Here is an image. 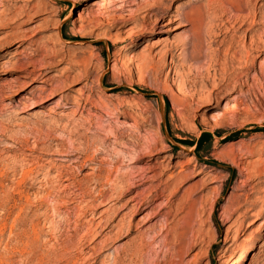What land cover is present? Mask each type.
Listing matches in <instances>:
<instances>
[{"label": "rangeland", "instance_id": "374dc122", "mask_svg": "<svg viewBox=\"0 0 264 264\" xmlns=\"http://www.w3.org/2000/svg\"><path fill=\"white\" fill-rule=\"evenodd\" d=\"M126 1L134 11L130 19L115 18L108 0H0V175L8 170L0 182L6 190L33 170L21 188L28 201L15 197L24 208L19 219H12L14 202L0 198V226L6 223L0 262L37 264L40 254L33 248L5 247L17 244L13 238L26 228L31 233L32 191L55 178L56 187L65 184L61 192L55 188L64 205L53 216L55 241L44 227L39 242L61 249L45 264H115L119 258L122 264H230L235 256L243 257L241 264H264V0H252L243 11L219 0H163L169 13L161 19L153 14V0ZM246 55L251 61L245 66ZM231 100L234 112L210 119ZM202 132L211 135L196 152ZM129 154L140 161L129 163ZM181 168L186 176L173 182L176 187L170 183L169 192L179 191L169 208L183 204L188 186L196 184L197 198L183 255L166 243L158 214L166 210L167 194L146 205L167 175ZM62 169L72 175L56 178ZM141 172L150 178L121 199L127 188L121 178L131 174L127 182H133ZM98 190L111 196L101 205V198L94 200ZM136 190L141 195L118 216L127 222L141 206L137 226L93 253L92 244L79 237L86 221H102L99 243L107 236L105 217H113ZM138 236L145 240L142 255L124 256Z\"/></svg>", "mask_w": 264, "mask_h": 264}, {"label": "bare ground", "instance_id": "6f19581e", "mask_svg": "<svg viewBox=\"0 0 264 264\" xmlns=\"http://www.w3.org/2000/svg\"><path fill=\"white\" fill-rule=\"evenodd\" d=\"M163 0H153V2H152V6L154 7V8H156L157 9V11L155 12V13H153V14H155V15H158L159 17H160V19L161 18H164V17H166L167 15H168V13H169V11H167V10H165L162 6H161V2H162ZM223 1H226V3H228V4H233L234 5V9L236 10V11H243L245 8H249V10H250V3H251V1L252 0H219V3H222ZM109 5H107L108 7H109V9H110V11H112V12H115V14H114V17L115 18H125V17H129V19L130 18H132L133 16H134V11L133 10H131L130 8H129V4H128V1H126V0H108V2H107ZM104 5V4H103ZM151 6V7H152ZM127 8V10H128V16H125V14H124V10ZM169 16L170 17H172L173 18V14H169ZM175 17V16H174ZM176 18V17H175ZM174 20V19H173ZM241 25H243V24H241ZM134 32L135 31H130L128 34H127V36L126 37H131L133 34H134ZM261 38L262 37H258V39H259V41L261 40ZM248 55V54H247ZM246 55V59L244 60V65L246 66V64H247V59H249L248 58V56ZM249 61H251L250 59H249ZM253 62V61H252ZM251 62V63H252ZM243 65V66H244ZM207 73H209V72H207ZM180 91V90H179ZM236 110V105H235V103L231 100V101H227V102H225L221 107H220V109L219 110H216V111H214L211 115H210V119H214V120H216V119H220V118H222V117H224L225 115H227V114H229V113H231V112H234ZM162 114V113H161ZM161 147H163V146H161ZM162 148H160V150H161ZM58 152V151H57ZM88 155V154H87ZM123 155V154H122ZM130 156H129V163H131V164H134V163H136V162H138V161H140V159H141V156H133V154L131 155V154H129ZM86 157V156H85ZM120 158V157H119ZM121 158H122V156H121ZM14 159H15V157H14ZM85 161V160H84ZM88 161V160H87ZM102 161V160H101ZM14 163V162H13ZM36 163V162H35ZM13 166V165H12ZM39 167V166H38ZM59 167V166H58ZM58 167H57V169H58ZM11 168V167H10ZM15 165L12 167V169H10L11 170V175H15L16 174V172H15ZM40 168V167H39ZM65 168V167H64ZM57 169H55V170H57ZM67 169H68V167H67ZM67 169H62L61 171H58L57 172V176H56V178L58 177L59 178V176L61 175V174H66L68 177L69 176H71L72 175V173L70 172V171H68ZM22 170H25V169H22ZM70 170V169H69ZM94 170V169H93ZM8 171V170H7ZM7 171H5V172H1V177L3 178V176H5V178L6 177H8V175H7ZM33 171V170H32ZM32 171L31 170H25V171H23L22 173H21V175H20V178L19 179H17L16 181H14L13 182V184H11V185H8V187H7V189L5 190V188L2 186V184H1V182H0V192H1V199H4L5 198V200L7 201V202H9L10 203V201H13L14 203H12L13 205H14V207L16 206V208H17V211L15 212L16 213V215H15V217L14 218H12V219H15V220H17V219H19V217H21L22 216V211H23V207H19L15 202H16V200H15V197H17V199L18 200H21V199H23L25 202H27L28 201V196H27V194H28V192H26V194L24 193V191H22V189H23V187H22V184L25 182V180L27 181V179L31 176V174H32ZM36 171V170H35ZM132 171V170H131ZM134 171V170H133ZM132 171V172H133ZM137 172V171H136ZM139 172V171H138ZM144 172V171H143ZM143 172H141V173H139V174H137L138 176V178L136 179V180H134V178L133 177H131V178H133L132 180H133V182H127L129 179H128V177L130 178V176L129 175H131V174H129V175H127V176H125L126 174H124V177L123 178H121V180L123 181V182H125L126 184L125 185H127V188L126 189H124V192H122V194L121 195H119V197L121 196V199H123L122 197H124V196H126V195H128L131 191H133V190H135V189H138L140 186H142V185H144V183H146V181L148 180V178H150V177H146L145 176V174L143 173ZM110 173V172H109ZM127 173V172H126ZM45 175V174H44ZM97 175V174H96ZM12 176V177H13ZM16 176V175H15ZM46 176V175H45ZM94 175H92V177H93ZM97 176H99V175H97ZM96 176V177H97ZM108 173H107V175H105V178H107V180H108ZM123 176V175H122ZM186 176V173H185V171H184V169H182L181 168V170L178 172V173H176V174H174L173 172L171 173H169L168 175H167V178H166V182H165V186H164V188L163 189H161V191L159 192V191H157L158 189H156L155 191L156 192H154L155 194L151 197V198H149L148 199V197L146 198L147 199V201H146V205H150L155 199H157L158 198V196H160V195H163V194H167V204H166V210L164 211V212H161V214L158 212V214H159V217H161L162 219H163V224H162V228H164V230L163 231H165L166 233H165V238H166V240H167V242L166 243H169V244H171V245H173V247L176 249V251L179 253V255H183V253H185L186 252V250L185 249H183L182 248V244L184 243V239H185V236H186V234L189 232V231H192L193 230V222L195 221L194 220V210H195V205H196V202H197V198H195V196L192 194V192L194 191V189L196 188V184H194L193 186H188V188L185 190V191H188V193H186V198H185V200H183L184 202H183V204L181 205V206H179V208H177L176 210L172 207L171 209L169 208L170 206H171V202H172V198H174L175 196H176V194L178 193V187L177 188H172V191H168V187H169V185H170V183H172L173 184V182H176V185H177V183L178 182H180L181 181V179H183L184 177ZM19 177V176H18ZM48 177V176H47ZM55 177V176H54ZM62 177H63V175H62ZM100 177V176H99ZM14 178V177H13ZM12 178V179H13ZM31 178V177H30ZM44 178V177H43ZM46 178V177H45ZM50 178V177H49ZM72 178V177H71ZM101 178V177H100ZM12 179H10V180H12ZM16 179V178H15ZM33 179V178H32ZM60 179V178H59ZM66 181H67V179L66 178H64ZM95 179V178H94ZM99 179V178H98ZM97 178H96V180H95V185H97V184H99V182H100V179L98 180ZM39 180V179H38ZM46 184H48L47 186H45V185H43L44 187L43 188H41L40 189V187L39 188H34V191H32V193H34V224L33 225H31L29 228L31 229V233H29V231L28 230H24L22 233H19V234H16V236L13 238V241L15 240V243H17V244H15V245H13L12 247H9L8 248V246H6V244H7V242L6 241H4V242H6V243H4L5 244V249H10V250H22V251H25V250H30V249H34V253L35 252H39V254H40V256H39V258H38V261H37V264H45V263H47L48 261V258H50V257H48L49 255H51V254H53L54 253V251L56 250V249H59L60 247L58 246V245H55L54 243H50L51 244V246H48V247H46V244L47 243H43V244H40V243H42V242H39L40 240H44V239H41L44 235H45V232H44V227H46V228H48V230L50 231V235H51V238L53 239V237H54V234H53V232H56L55 230H54V227H56L55 226V222H53V216H55L57 213H59V211H60V209L63 207V205L64 204H62V202L60 201V200H58V198H55V197H57L56 196V193H55V188H57L56 190L57 191H59L60 190V192H61V189H63L62 187L65 185H62V187H61V189L57 186L56 187V184H57V180L54 178V179H47L46 178ZM73 180V179H72ZM106 180V179H105ZM106 180V181H107ZM150 180V179H149ZM154 180V179H153ZM44 181V180H43ZM59 181V180H58ZM63 181V180H62ZM105 181V182H106ZM130 181V180H129ZM40 182V181H39ZM55 182V183H54ZM74 182V181H73ZM12 183V182H11ZM70 183H72L71 181H70ZM107 183V182H106ZM114 183V182H113ZM43 184V183H42ZM54 184H55V186H54ZM175 184V183H174ZM174 184H173V186H174ZM67 185V184H66ZM74 185H76V184H74ZM106 185V184H105ZM111 185V186H110ZM109 186L110 187H108V188H110V189H112V190H114V188H115V186H112V184H110ZM176 185L174 186V187H176ZM59 186H61V185H59ZM108 186V185H107ZM157 186H159V185H157ZM81 187V186H80ZM22 188V189H21ZM59 188V189H58ZM80 189V188H79ZM148 189V188H147ZM24 190V189H23ZM81 190V189H80ZM109 190V189H108ZM108 190H98L97 192H96V195H95V198H94V200L96 201V199L98 200V199H100L99 200V204L104 200H106V199H108V198H110L111 196L110 195H108L107 196V191ZM153 190V189H152ZM170 190V189H169ZM140 191V190H139ZM138 190H136V192L131 196L130 195V197H128L127 199H125L121 204H120V206H119V211L117 212V213H115V215L113 216V217H105V218H107V222L108 223H106L105 224V222H104V226H105V228H107V236H106V238H103L99 243L98 242H96V233H97V228L98 227H100L101 225H102V221L101 220H99V221H96V223L95 222H93V219H92V221L90 222V221H86V224H87V229H86V231H85V233L83 232L81 235H83V236H79V237H84V238H86L87 239V242H89V245H91L90 246V249L92 250V252L93 253H95V252H102L103 250H104V248L105 247H107V244H108V241L111 239V238H113V237H117L118 235H121L122 233H124V235H128V234H130L131 232H132V227H134V226H137L136 224L134 225V220H135V217L141 212V206H138L134 211H133V214H132V216L130 217V219L127 221V222H124V219H123V217H119L118 216V213L121 211L120 209H123V208H125L129 203H130V201H132L133 199H136L137 200V197L139 196V194H140V192H139ZM82 192V191H81ZM144 191H142V193H143ZM63 193H65V192H63ZM79 194V193H78ZM84 194V193H83ZM89 194V193H88ZM82 195V194H81ZM86 195V194H85ZM141 195V194H140ZM150 195V194H149ZM84 195H82L81 197H83ZM94 196V195H93ZM165 196V195H164ZM185 196V195H184ZM59 197V196H58ZM102 197H104L105 199H103ZM141 197V196H140ZM80 198V197H79ZM60 199V198H59ZM81 199H83V198H81ZM62 200V199H61ZM171 200V201H170ZM180 200V199H179ZM65 201V200H64ZM85 201H88V200H85ZM6 202V203H7ZM119 202H120V200H119ZM4 203V202H3ZM20 203V202H19ZM67 203V202H66ZM93 203V202H92ZM98 203H97V205H98ZM174 203V202H173ZM4 205V204H3ZM2 205V206H3ZM7 205V204H6ZM91 205H93V204H90V205H88V206H90V208L92 207V208H94L93 206H91ZM101 205V204H100ZM10 206H12V205H9V207ZM23 206V205H22ZM1 207V206H0ZM145 207V206H144ZM177 207V206H176ZM6 208H8V207H6ZM15 208V209H16ZM23 208V209H22ZM86 208H88V207H86ZM2 209V208H1ZM11 209H12V207H11ZM49 209H51L52 210V215H51V213L49 214V216H48V211H49ZM89 209V208H88ZM143 209V208H142ZM87 210V209H86ZM85 210V211H86ZM144 210V209H143ZM7 211V210H6ZM4 212V211H3ZM11 213L13 212V211H10ZM14 212H13V214H14ZM84 212V211H83ZM152 212V211H151ZM7 213H8V211H7ZM82 213V212H81ZM101 214L99 215V217H97V218H102L103 217V214L105 213V212H100ZM155 213V212H154ZM69 214V213H68ZM93 214V213H92ZM147 214V213H146ZM145 214V215H146ZM153 214V213H152ZM50 215L52 216V218H50ZM71 215V214H70ZM156 214H154V216H155ZM197 214L195 213V216H196ZM4 216H6V215H4ZM44 217V223L43 224H41V222H40V217ZM64 216V215H63ZM92 217L94 216V215H91ZM149 216H150V214H149ZM148 215H146V217H147V219H149L150 217H149ZM11 217H12V214H11ZM67 217H68V215H67ZM149 217V218H148ZM6 218H7V216H6ZM116 218H117V220H116ZM10 219V218H9ZM89 219H91V218H89ZM146 219V218H145ZM11 220V219H10ZM58 220V219H57ZM144 220V219H143ZM12 221V220H11ZM29 221V220H28ZM31 221V220H30ZM59 221V220H58ZM65 221V220H64ZM95 221V220H94ZM255 221L256 220H252L248 225V227H250V226H252L253 225V223H255ZM9 222V221H8ZM22 222V221H21ZM3 224L0 226V232H1V234L0 235H2V233L4 232V230H5V228H6V223H4V222H2ZM14 223V222H13ZM113 223V224H112ZM135 223H137V222H135ZM11 224V223H10ZM10 224H9V226H10ZM58 224V223H57ZM61 224V223H60ZM68 224V223H67ZM27 225V224H26ZM58 226V225H57ZM11 227V226H10ZM13 227V226H12ZM24 227H25V225H24ZM69 227V226H68ZM78 227V226H77ZM77 227H75V228H77ZM8 228V227H7ZM49 228H51V230L49 229ZM15 229H16V227H15ZM19 229V228H18ZM10 230V229H9ZM8 230V231H9ZM11 231H13V230H11ZM21 231V230H20ZM48 231V232H49ZM58 231V230H57ZM47 232V231H46ZM47 232V233H48ZM5 233V232H4ZM14 233V232H13ZM59 233V232H58ZM56 234V233H55ZM9 235V234H8ZM11 235V234H10ZM13 235V234H12ZM50 235H49V237H50ZM60 235V234H59ZM14 236V235H13ZM2 237V236H1ZM8 237V236H7ZM139 237V236H138ZM145 237V236H144ZM133 238V237H132ZM136 238V237H135ZM1 239V238H0ZM10 239V238H9ZM46 239V238H45ZM139 239V242L138 243H135V244H132L129 248H126L125 250H123L121 253L124 255V256H130V258L131 257H134L135 255H136V258L137 259H139V256H138V254L140 253V251L144 248V245H145V240H144V238H143V236L141 237H139L138 238ZM196 238L195 237H193L192 239H191V241H190V239H189V241H190V246L188 245V247H189V249L190 248H192L193 246H194V240H195ZM8 240V239H7ZM62 240V239H61ZM83 240V239H82ZM135 240V239H134ZM47 241V240H46ZM51 241V240H50ZM55 241V237H54V240H53V242ZM63 241V240H62ZM33 242H34V244H33ZM48 242V241H47ZM64 242H65V240H64ZM2 243V244H3ZM49 243V242H48ZM67 243V242H66ZM83 243H84V241H83ZM146 243H147V241H146ZM13 244V243H12ZM21 244V245H20ZM55 246H54V245ZM58 244H60V243H58ZM62 244V243H61ZM65 244V243H64ZM188 244H189V242H188ZM63 245V244H62ZM57 246V247H56ZM66 246V245H65ZM72 246V245H71ZM71 246H69V247H71ZM59 247V248H58ZM63 247V246H62ZM68 247V246H67ZM89 247V246H88ZM87 247V248H88ZM64 248H66V247H63L62 249H64ZM61 249V248H60ZM69 249H71V248H69ZM77 249V248H76ZM67 250V249H66ZM81 250V249H80ZM80 250H78L79 252H80ZM83 250V249H82ZM57 251V250H56ZM175 251V252H176ZM21 252V251H20ZM71 252V251H70ZM25 253V252H24ZM27 253V252H26ZM87 253V252H86ZM8 254V253H7ZM22 254V253H21ZM31 254V253H30ZM38 254V253H37ZM101 254V253H100ZM141 255H142V253H140ZM10 255V254H9ZM92 255V254H91ZM91 255H90V257H91ZM99 255V254H98ZM177 255V254H176ZM25 256V255H24ZM84 256V255H83ZM82 256V257H83ZM120 256V255H119ZM144 256V255H143ZM69 257H71L72 258V256H69ZM68 257V258H69ZM74 257V256H73ZM85 257V256H84ZM87 257V256H86ZM85 257V258H86ZM89 257V256H88ZM93 257V256H92ZM177 257H178V255H177ZM3 258V257H2ZM129 258V259H130ZM140 258H141V256H140ZM3 259H5V257L3 258ZM6 259H7V255H6ZM36 259H37V257H36ZM75 259V258H74ZM87 259V258H86ZM120 259H123V258H119V260H117L116 261V263L115 264H122V262L120 261ZM0 260H2V259H0ZM8 260H9V258H8ZM61 260H63V258L61 259ZM73 260V259H72ZM76 260V259H75ZM83 260V259H82ZM85 260V259H84ZM6 261V260H5ZM4 261V262H5ZM51 261V260H50ZM58 261V260H57ZM130 261H131V259H130ZM242 261H243V257H241V256H235V257H233L232 258V260H231V263L230 264H241L242 263ZM9 262V261H8ZM1 264H2V262H0ZM7 263V262H6ZM5 263V264H6ZM10 263V262H9ZM36 263V262H35ZM34 263V264H35ZM82 263H84L83 261H82ZM103 263V262H102ZM101 262L99 263V264H102ZM124 263V262H123ZM65 264V263H64ZM66 264H74V262H72V263H66ZM104 264V263H103ZM131 264V263H130ZM136 264V263H135ZM138 264H140V263H138Z\"/></svg>", "mask_w": 264, "mask_h": 264}, {"label": "trees", "instance_id": "16d2710c", "mask_svg": "<svg viewBox=\"0 0 264 264\" xmlns=\"http://www.w3.org/2000/svg\"><path fill=\"white\" fill-rule=\"evenodd\" d=\"M210 135H211V134H210L209 132H202V133H201L199 139H198L197 142H196V143H197L196 152H198L199 147L201 146L202 141L205 140V139H207V138H209Z\"/></svg>", "mask_w": 264, "mask_h": 264}]
</instances>
